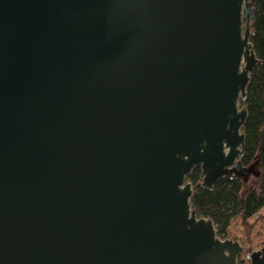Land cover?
I'll return each instance as SVG.
<instances>
[{"label": "water", "instance_id": "1", "mask_svg": "<svg viewBox=\"0 0 264 264\" xmlns=\"http://www.w3.org/2000/svg\"><path fill=\"white\" fill-rule=\"evenodd\" d=\"M254 19V0H0V264H238L187 177L255 175Z\"/></svg>", "mask_w": 264, "mask_h": 264}, {"label": "trees", "instance_id": "2", "mask_svg": "<svg viewBox=\"0 0 264 264\" xmlns=\"http://www.w3.org/2000/svg\"><path fill=\"white\" fill-rule=\"evenodd\" d=\"M254 1L255 19L251 24L253 34L250 41L259 63L251 74L247 98L241 102V106L248 111L243 127L245 147L241 162L245 168L254 167L255 175L252 177L257 178V186L246 191L247 181L225 177L213 189L205 188L200 166L195 167L187 177L194 190L192 209L198 216L214 222L220 238L240 241L242 247L252 239L254 224L250 223L251 219L264 209V0ZM236 230L240 237L236 235ZM248 263L247 256L242 252L238 256V264Z\"/></svg>", "mask_w": 264, "mask_h": 264}, {"label": "rangeland", "instance_id": "3", "mask_svg": "<svg viewBox=\"0 0 264 264\" xmlns=\"http://www.w3.org/2000/svg\"><path fill=\"white\" fill-rule=\"evenodd\" d=\"M255 186H257V178L256 177H250L247 180V182L245 183L246 191H248L250 188L255 187ZM250 223L254 224V227H253V231H252L251 241L249 242V240H248L246 246L243 247L244 248L243 252H244L245 256H247L251 252L261 250L262 247L264 246V209L260 212V215L252 218ZM239 231H240V229H239ZM239 231L236 230V235L240 237L241 234H238ZM257 235H260L259 238L256 237ZM248 264H250V261Z\"/></svg>", "mask_w": 264, "mask_h": 264}]
</instances>
